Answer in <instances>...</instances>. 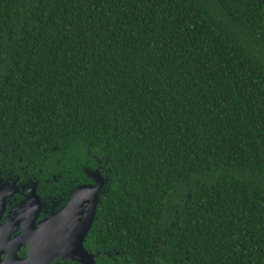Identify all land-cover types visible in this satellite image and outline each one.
Here are the masks:
<instances>
[{"label": "trees", "instance_id": "1", "mask_svg": "<svg viewBox=\"0 0 264 264\" xmlns=\"http://www.w3.org/2000/svg\"><path fill=\"white\" fill-rule=\"evenodd\" d=\"M0 168L98 175L96 264H264V0H0Z\"/></svg>", "mask_w": 264, "mask_h": 264}, {"label": "flooded vegetation", "instance_id": "2", "mask_svg": "<svg viewBox=\"0 0 264 264\" xmlns=\"http://www.w3.org/2000/svg\"><path fill=\"white\" fill-rule=\"evenodd\" d=\"M38 174L0 168V264H85L69 256L42 253L44 249H57L48 246L52 240L48 236L54 234V220L50 219L64 207L77 186L65 189L49 178L40 181ZM82 210H86L84 206ZM34 232L40 237L41 252L33 250ZM87 234L83 247L96 259L94 249L87 246Z\"/></svg>", "mask_w": 264, "mask_h": 264}, {"label": "water", "instance_id": "3", "mask_svg": "<svg viewBox=\"0 0 264 264\" xmlns=\"http://www.w3.org/2000/svg\"><path fill=\"white\" fill-rule=\"evenodd\" d=\"M97 175V174H96ZM95 183H85L78 185L71 194L68 202L61 208L50 220H54V234L48 236L52 238L51 248H57L54 252L48 249L42 250L43 254H51L58 256H69L78 259L85 264H96L94 255L89 254L83 247V239L91 228L97 198L103 181L95 176ZM84 206V209L82 210ZM83 211V212H82ZM49 220H47L48 222ZM31 241L34 244L33 250L38 249L39 240L38 233L34 232ZM43 244L45 243V235L43 231ZM39 250V249H38ZM41 252V250H39ZM36 254H39L37 252Z\"/></svg>", "mask_w": 264, "mask_h": 264}]
</instances>
